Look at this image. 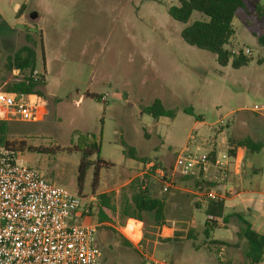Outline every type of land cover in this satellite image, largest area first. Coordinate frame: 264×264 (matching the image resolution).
Segmentation results:
<instances>
[{"label":"rangeland","instance_id":"1","mask_svg":"<svg viewBox=\"0 0 264 264\" xmlns=\"http://www.w3.org/2000/svg\"><path fill=\"white\" fill-rule=\"evenodd\" d=\"M177 5L178 0H0V94L22 78L9 69L8 60L29 45L39 54L37 70L44 81L38 90L45 96L38 122L5 117L0 137L25 165L82 197L85 218L80 221L98 226L101 264H153L161 258L176 264H243L246 248L235 226L213 228L206 236L207 217L196 204H205L207 197L186 196L174 184L164 191L165 182L154 173L148 188L165 199L166 217L176 220L167 223L176 229L173 239L159 238L161 244L155 245L148 218V224L140 221L144 239L139 246H128L122 238L128 239L121 231L128 222L121 216L123 198L130 183L151 170L129 158L131 148L139 158L170 169L179 155L209 151L220 121L226 137L238 130L247 137L257 114L252 110L264 115V48L259 43L264 17L256 7H264V0L246 1L233 21L227 49L250 59L240 68L232 61L223 66L212 53L188 45L183 30L208 19L194 12L188 23H180L169 15ZM32 13L38 19L32 20ZM156 99L175 116L154 119L144 113ZM84 133L99 140L100 157L111 165L101 168L96 184L91 167L79 189L81 156L74 147ZM249 157L260 167L264 149ZM244 177L254 175L246 170ZM189 181L192 190H199ZM101 211L107 222L100 220ZM221 240L240 246L212 243Z\"/></svg>","mask_w":264,"mask_h":264},{"label":"built area","instance_id":"2","mask_svg":"<svg viewBox=\"0 0 264 264\" xmlns=\"http://www.w3.org/2000/svg\"><path fill=\"white\" fill-rule=\"evenodd\" d=\"M234 55L240 52L232 51ZM41 73L35 70L32 78ZM103 101L107 100L104 96ZM0 114L13 120L38 122L44 116L38 100L23 93L0 94ZM224 121H220L221 130ZM200 151V148H197ZM20 153L0 141V264H101L98 226L81 222L85 217L82 197L65 187L49 182L35 169L25 165ZM210 152L179 155L170 169L158 167L155 175L165 182L164 191L173 185L174 176H192L201 164L209 162ZM151 163V162H150ZM155 163H148L153 168ZM207 200L222 199L215 192ZM212 218V217H210ZM133 222L131 234L125 229ZM134 229V230H133ZM139 246L143 225L129 219L121 230ZM153 264H173L168 259H152ZM261 264H264V256Z\"/></svg>","mask_w":264,"mask_h":264},{"label":"trees","instance_id":"3","mask_svg":"<svg viewBox=\"0 0 264 264\" xmlns=\"http://www.w3.org/2000/svg\"><path fill=\"white\" fill-rule=\"evenodd\" d=\"M25 7L23 5L22 10ZM245 7L246 0H178V5L169 9V15L174 20L183 24L188 23L194 12H199L206 16L207 21H195L183 30V40L192 47L212 53L223 66H227L232 61L233 67L240 68L247 65L250 59L242 51L238 55H234L232 50L227 49V45L230 43V39L234 33L233 21L235 16ZM256 7L257 11L264 17V7ZM259 43L264 48V35L259 37ZM38 63L39 54L36 49L29 45L22 46L8 60L9 69L11 71H19L22 78L9 84L5 92L23 93L34 96L38 100L41 106V112L43 113L45 110V96L38 90V86L42 85L44 75L41 74L37 80L32 78V73L38 69ZM96 98L101 99L100 96H96ZM144 113L151 115L154 119L161 117L173 118L175 116V111L166 109L160 99H156L152 105L145 108ZM0 120H4L3 114H0ZM2 123H0V131ZM0 141L9 144V142H5L1 137ZM238 145L245 147L253 153L260 152L264 147L262 144L250 138L243 140ZM74 148L81 156L78 168L79 189H82L87 172L93 166H95L94 184H96L101 168L111 165L100 157L101 145L99 140L88 133L79 134ZM229 155L233 156L234 150L230 149ZM128 156L130 159L139 160L145 164L150 163L146 158H139L134 148L129 150ZM93 157H96L95 161L92 159ZM209 161H216L215 150L210 152ZM158 167H162V165L157 161L150 172L146 173L143 178H138L130 183L128 188L129 194L124 196L121 204V216L124 221L135 219L144 224H148V221L145 219L148 218L155 229L162 228L166 225V201L164 198L154 196L148 188L150 175ZM187 178L192 179L190 176ZM195 184L196 187L202 185L201 181H196ZM201 191H203V187ZM103 203L108 209L115 211V208L110 207L106 201ZM196 206L198 209L203 210L207 217L205 222V233L207 237V234L212 232L213 228H227L230 217L224 214L225 202L223 199L208 200L205 204L197 203ZM237 217L243 225L242 236L250 246L249 252L247 253L248 264H261L264 256V235L254 231L249 221L241 216ZM100 220L103 222L108 221V217L103 211L100 212ZM122 238L128 246L136 247L128 239Z\"/></svg>","mask_w":264,"mask_h":264},{"label":"crops","instance_id":"4","mask_svg":"<svg viewBox=\"0 0 264 264\" xmlns=\"http://www.w3.org/2000/svg\"><path fill=\"white\" fill-rule=\"evenodd\" d=\"M82 99L83 98L81 97L77 104H79ZM252 111L257 114L252 122L253 133L251 136H242L238 130L234 131L231 136L226 137L225 131H223L222 128L218 131L219 134L212 138L209 145L211 147H209L208 152L214 150L216 151V161H209L201 164L194 170L192 176H190L194 182L201 181L202 185L199 186V190L194 191L191 189V181H189L191 180L190 178L182 177L181 179H176L177 176H174L171 179L174 184V188L178 189L186 196L196 195L199 199H201V197L205 196V194L210 191L221 196L225 202L224 214L225 216L230 217V221L227 226H235L233 227L234 230L243 238L242 241L243 244H245L246 250L243 257V264H248L247 253L249 252L250 246L242 236L243 225L240 223L237 216H241L245 220L249 221L254 231L264 235V163L260 167H257L255 160H252L249 157L251 153H261L264 147L260 152L253 153L245 147H240L238 145L243 140L250 138L264 146V115L259 114V109ZM230 149L234 150L233 156L229 155ZM225 154L226 159L222 160ZM146 165L148 166V164ZM246 170H250L254 177L251 179L244 177ZM202 187L203 191H201ZM155 190L156 189H154L153 192H156ZM157 197L160 198L159 195ZM170 221L174 222L176 220L167 218L166 225L162 228H154L155 235L158 238H155V241H153L155 245L161 244L159 242V238L162 240L173 239L176 229L174 227H168L167 223ZM165 231H168L169 234L166 235ZM212 243L219 246H240L237 245L238 243H233L231 240H221L220 243H215V241H213ZM229 261L234 262L236 260L230 256ZM240 263L241 262H239V264ZM173 264L176 263L173 262ZM211 264L215 263L211 262Z\"/></svg>","mask_w":264,"mask_h":264},{"label":"bare ground","instance_id":"5","mask_svg":"<svg viewBox=\"0 0 264 264\" xmlns=\"http://www.w3.org/2000/svg\"><path fill=\"white\" fill-rule=\"evenodd\" d=\"M130 224L131 225L127 229H125V232L131 234L133 238H137L134 236V234L131 233V229L133 228V222H131Z\"/></svg>","mask_w":264,"mask_h":264},{"label":"water","instance_id":"6","mask_svg":"<svg viewBox=\"0 0 264 264\" xmlns=\"http://www.w3.org/2000/svg\"><path fill=\"white\" fill-rule=\"evenodd\" d=\"M38 17H39V16H38L37 13H32V14H31V19H32V20H36V19H38Z\"/></svg>","mask_w":264,"mask_h":264}]
</instances>
